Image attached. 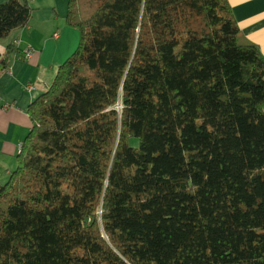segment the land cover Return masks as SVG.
<instances>
[{
  "label": "trees",
  "instance_id": "obj_1",
  "mask_svg": "<svg viewBox=\"0 0 264 264\" xmlns=\"http://www.w3.org/2000/svg\"><path fill=\"white\" fill-rule=\"evenodd\" d=\"M33 12L0 2V40ZM66 21L79 45L0 180V264H264V54L229 1L69 0Z\"/></svg>",
  "mask_w": 264,
  "mask_h": 264
},
{
  "label": "crops",
  "instance_id": "obj_2",
  "mask_svg": "<svg viewBox=\"0 0 264 264\" xmlns=\"http://www.w3.org/2000/svg\"><path fill=\"white\" fill-rule=\"evenodd\" d=\"M228 1L242 33L264 54V0ZM30 4L34 12L29 24L0 40V55L8 46L14 47L9 67L0 73L1 181H6L18 165L20 145L33 125L30 105L49 89L59 66L80 41L79 30L66 21L69 0H30ZM27 49L32 50V57L21 59Z\"/></svg>",
  "mask_w": 264,
  "mask_h": 264
},
{
  "label": "built area",
  "instance_id": "obj_3",
  "mask_svg": "<svg viewBox=\"0 0 264 264\" xmlns=\"http://www.w3.org/2000/svg\"><path fill=\"white\" fill-rule=\"evenodd\" d=\"M58 34V33H56ZM55 34V35H56ZM32 57V50L31 49H27L25 50L21 55H20V58L21 59H24V60H29L30 58ZM20 148H21V145H20Z\"/></svg>",
  "mask_w": 264,
  "mask_h": 264
},
{
  "label": "bare ground",
  "instance_id": "obj_4",
  "mask_svg": "<svg viewBox=\"0 0 264 264\" xmlns=\"http://www.w3.org/2000/svg\"><path fill=\"white\" fill-rule=\"evenodd\" d=\"M117 107H118V108H121V107H122V105H121V104H118V105H117Z\"/></svg>",
  "mask_w": 264,
  "mask_h": 264
}]
</instances>
